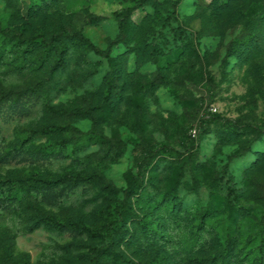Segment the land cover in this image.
Returning a JSON list of instances; mask_svg holds the SVG:
<instances>
[{
	"label": "rangeland",
	"instance_id": "374dc122",
	"mask_svg": "<svg viewBox=\"0 0 264 264\" xmlns=\"http://www.w3.org/2000/svg\"><path fill=\"white\" fill-rule=\"evenodd\" d=\"M0 264H264V0H0Z\"/></svg>",
	"mask_w": 264,
	"mask_h": 264
},
{
	"label": "trees",
	"instance_id": "16d2710c",
	"mask_svg": "<svg viewBox=\"0 0 264 264\" xmlns=\"http://www.w3.org/2000/svg\"><path fill=\"white\" fill-rule=\"evenodd\" d=\"M49 110H51V111H54V112H58V113H67V112H69V110H67L66 108H64V107H60V108H58V109H52L51 107H47ZM80 178H82V176L81 175H79V174H71V173H67V174H64V175H62L61 177H60V179L59 180H63V181H66V180H68V181H71V180H78V179H80ZM117 209H122V207L121 206H117L116 207ZM109 225L107 224V225H104V226H102L100 229L101 230H104V231H106V232H108L109 231Z\"/></svg>",
	"mask_w": 264,
	"mask_h": 264
}]
</instances>
